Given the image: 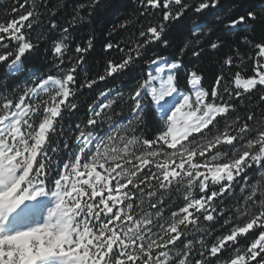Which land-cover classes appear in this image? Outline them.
Masks as SVG:
<instances>
[{
	"label": "snow or ice",
	"instance_id": "1",
	"mask_svg": "<svg viewBox=\"0 0 264 264\" xmlns=\"http://www.w3.org/2000/svg\"><path fill=\"white\" fill-rule=\"evenodd\" d=\"M134 3L109 35L134 31L103 46L119 59L82 81L93 40L75 32L117 0H15L0 21V264H264V0ZM174 42L179 55L163 54ZM42 44L46 71L25 63ZM188 53L215 57L210 88ZM141 62L126 99L99 91L65 130L85 89Z\"/></svg>",
	"mask_w": 264,
	"mask_h": 264
},
{
	"label": "trees",
	"instance_id": "2",
	"mask_svg": "<svg viewBox=\"0 0 264 264\" xmlns=\"http://www.w3.org/2000/svg\"><path fill=\"white\" fill-rule=\"evenodd\" d=\"M21 2H23V0H21ZM29 2H31V0H29ZM65 2L66 0H48L49 5L53 8H60ZM67 2L71 3V0H67ZM224 2L227 4L230 3V0H224ZM14 3L15 0H0V21H5L11 18V13L8 10L13 6ZM117 4L118 7L116 9L101 16L95 22V24H92L87 28L77 29L75 32L77 42L83 43L88 39L89 36H91L93 40V48L89 53H87L86 64L82 66V70L79 73V78L81 81L85 78V76L94 77L97 74L102 73L108 59H119L121 54L115 50L110 53H105L103 48L104 44H106L110 40L113 42H123V40L129 35V33L134 31V28L130 25L128 32L117 31L116 33H112L111 35H109L112 25L119 24L126 17H132L134 20V0H117ZM60 15L61 17H65L68 15V13L67 11H63L60 13ZM41 19L42 23L33 31V37H35L36 33L40 32L41 30L46 31V29H44V24L46 23L48 17L45 15ZM61 22H63V20H61ZM55 35L56 34L53 33V36ZM47 46L48 45L42 44L37 54H32L26 57L25 63L29 67H33L34 69H37L39 71H46L48 66L47 61L44 57V49ZM163 54L172 56L179 55L178 45L176 44V42L173 43V47L165 50ZM181 59L184 61L186 68H192L193 66H195L197 70L202 73L204 77L203 86L205 88L211 87L216 72L215 57L205 55L200 60H195V58H193L191 54L188 53L182 56ZM83 68H86L87 72H84ZM146 70V66L143 64V62H141L132 72L126 73L122 76H117L115 79L110 78L108 81L95 86L92 90L85 89L83 95L79 96L75 101L79 105L78 110L71 114H66V118L64 121L65 130L67 131L69 125H75L76 123L86 120L87 105L95 99L99 91L105 88H116L125 93L126 99L129 90L132 89L135 85L134 78L139 77L140 75H142L143 71ZM180 75L181 77H183L184 69H181ZM3 78L4 69L0 68V79ZM23 79V76L8 77V87L11 89L17 84L23 87ZM121 107L124 108L125 115H128V106L122 104ZM241 113L243 114V110H241ZM160 126L161 123L159 121L157 113L155 111L146 112L145 124L142 130L143 135L147 136L148 138H152L153 136H155ZM57 139L59 138L53 137L54 141ZM64 158L66 157L61 156V159ZM177 196L179 197L180 194H177ZM225 203L226 206H230L233 204V201L227 200ZM182 204L183 199L182 197H180L176 200L175 206L172 207L171 210H176V208L182 206ZM220 223H223V221H221ZM226 230L227 229H225V231ZM225 255H227V253H225Z\"/></svg>",
	"mask_w": 264,
	"mask_h": 264
},
{
	"label": "bare ground",
	"instance_id": "3",
	"mask_svg": "<svg viewBox=\"0 0 264 264\" xmlns=\"http://www.w3.org/2000/svg\"><path fill=\"white\" fill-rule=\"evenodd\" d=\"M158 114V113H157Z\"/></svg>",
	"mask_w": 264,
	"mask_h": 264
}]
</instances>
